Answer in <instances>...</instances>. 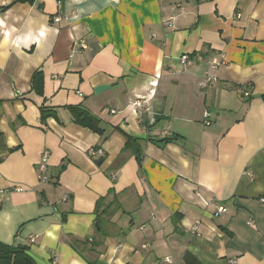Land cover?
Wrapping results in <instances>:
<instances>
[{
  "label": "crops",
  "instance_id": "crops-1",
  "mask_svg": "<svg viewBox=\"0 0 264 264\" xmlns=\"http://www.w3.org/2000/svg\"><path fill=\"white\" fill-rule=\"evenodd\" d=\"M263 94L264 0H0V243L32 264H264Z\"/></svg>",
  "mask_w": 264,
  "mask_h": 264
},
{
  "label": "trees",
  "instance_id": "trees-1",
  "mask_svg": "<svg viewBox=\"0 0 264 264\" xmlns=\"http://www.w3.org/2000/svg\"><path fill=\"white\" fill-rule=\"evenodd\" d=\"M21 3L32 4L34 0H17ZM32 78V90L40 95L42 93V76L40 73L33 74ZM262 100L264 101V94L262 95ZM72 119L75 125L87 128L95 133H101L102 130L99 126V121L96 117L89 114L84 108L73 107L71 108ZM41 120H45L48 116H53L52 112L47 109L41 108L40 115ZM102 199H99L96 204L95 212L97 213L98 207L101 205ZM19 258V259H18ZM21 261V262H20ZM0 264H32V262L27 259L24 255V251L20 248L6 246L0 243ZM183 264H201L195 257L186 252L183 257Z\"/></svg>",
  "mask_w": 264,
  "mask_h": 264
},
{
  "label": "built area",
  "instance_id": "built-area-1",
  "mask_svg": "<svg viewBox=\"0 0 264 264\" xmlns=\"http://www.w3.org/2000/svg\"><path fill=\"white\" fill-rule=\"evenodd\" d=\"M55 21H58V19H55ZM187 57L186 56H182L180 58V61L181 63H185ZM218 62H212V67L214 68L216 66ZM142 105V103L140 102H136L134 103V106L136 108H140ZM96 153H99L101 154V151L100 150H96V149H90L88 151V155L93 157ZM49 157V153L48 151H43L42 152V155H41V158H40V161L38 163V174H37V178L40 182H45L46 180V171H47V159ZM17 191H20V189H17ZM226 213V209L224 207H218L217 210H216V213L214 214L215 217L218 216V215H222ZM252 222H249L248 224H251ZM165 263L167 264H173V262L171 260H169V258H165Z\"/></svg>",
  "mask_w": 264,
  "mask_h": 264
},
{
  "label": "water",
  "instance_id": "water-1",
  "mask_svg": "<svg viewBox=\"0 0 264 264\" xmlns=\"http://www.w3.org/2000/svg\"><path fill=\"white\" fill-rule=\"evenodd\" d=\"M107 88H108L107 86L97 87V88L95 89V92H100V91H102V90H104V89H107Z\"/></svg>",
  "mask_w": 264,
  "mask_h": 264
}]
</instances>
